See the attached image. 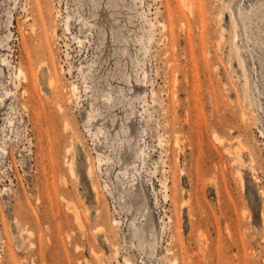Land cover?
<instances>
[{"label":"rangeland","instance_id":"rangeland-1","mask_svg":"<svg viewBox=\"0 0 264 264\" xmlns=\"http://www.w3.org/2000/svg\"><path fill=\"white\" fill-rule=\"evenodd\" d=\"M186 1L0 0V264H264V0Z\"/></svg>","mask_w":264,"mask_h":264},{"label":"bare ground","instance_id":"bare-ground-1","mask_svg":"<svg viewBox=\"0 0 264 264\" xmlns=\"http://www.w3.org/2000/svg\"><path fill=\"white\" fill-rule=\"evenodd\" d=\"M183 1V4H185V3H187V1L186 0H182ZM186 1V2H185ZM19 71H21V70H19ZM22 72V71H21ZM19 73V72H18ZM50 80H52V79H50ZM49 82V81H48ZM50 83H48V85H49ZM60 107V106H59ZM238 161H239V159H238ZM237 161V162H238ZM71 162V161H70ZM240 162V161H239ZM243 162V161H242ZM244 163V162H243ZM69 164H71V165H73L72 164V162L71 163H69ZM242 164V163H241ZM241 166H243V164L241 165ZM70 169H71V167H70ZM89 174H90V170H89ZM75 213V212H74Z\"/></svg>","mask_w":264,"mask_h":264}]
</instances>
